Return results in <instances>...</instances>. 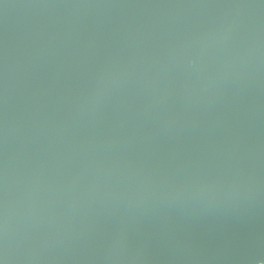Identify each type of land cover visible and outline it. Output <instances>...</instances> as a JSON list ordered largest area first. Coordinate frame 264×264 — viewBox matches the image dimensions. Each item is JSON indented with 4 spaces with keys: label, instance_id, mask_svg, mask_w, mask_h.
Instances as JSON below:
<instances>
[{
    "label": "water",
    "instance_id": "obj_1",
    "mask_svg": "<svg viewBox=\"0 0 264 264\" xmlns=\"http://www.w3.org/2000/svg\"><path fill=\"white\" fill-rule=\"evenodd\" d=\"M0 264H264V0H0Z\"/></svg>",
    "mask_w": 264,
    "mask_h": 264
}]
</instances>
